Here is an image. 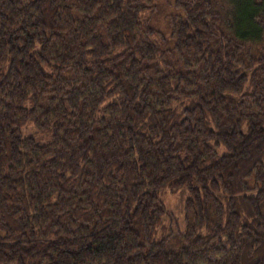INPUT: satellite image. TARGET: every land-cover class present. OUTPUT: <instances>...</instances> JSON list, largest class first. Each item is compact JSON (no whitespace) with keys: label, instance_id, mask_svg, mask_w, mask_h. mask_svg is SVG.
<instances>
[{"label":"trees","instance_id":"1","mask_svg":"<svg viewBox=\"0 0 264 264\" xmlns=\"http://www.w3.org/2000/svg\"><path fill=\"white\" fill-rule=\"evenodd\" d=\"M0 264H264V0H0Z\"/></svg>","mask_w":264,"mask_h":264},{"label":"rangeland","instance_id":"2","mask_svg":"<svg viewBox=\"0 0 264 264\" xmlns=\"http://www.w3.org/2000/svg\"><path fill=\"white\" fill-rule=\"evenodd\" d=\"M189 192L186 187L182 188L178 193L172 194L168 190L162 191L160 195L161 201L170 209L174 219H179L180 228H184V202ZM165 222L169 223V219L165 218Z\"/></svg>","mask_w":264,"mask_h":264}]
</instances>
